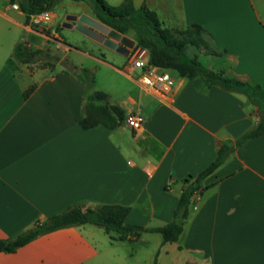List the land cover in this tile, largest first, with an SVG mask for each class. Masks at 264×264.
Masks as SVG:
<instances>
[{
    "label": "crops",
    "instance_id": "crops-1",
    "mask_svg": "<svg viewBox=\"0 0 264 264\" xmlns=\"http://www.w3.org/2000/svg\"><path fill=\"white\" fill-rule=\"evenodd\" d=\"M105 1L117 7L125 0ZM130 1L172 31L200 26L213 51L199 54L206 68L264 89V0ZM26 2L0 0V239H16L75 205L130 207L127 223L146 228L171 223L183 180L255 129L258 108L243 93L212 86L203 76L184 79L175 70H165L174 80L169 94L146 90L127 56L94 42L93 53L79 50L56 31L73 12L53 10L49 25L36 29L20 9ZM20 44L31 52L74 50L87 62L72 63L73 70L62 69L63 59L53 69H29L14 58ZM102 48L117 57L108 60ZM96 92L126 119L140 114L142 132L135 135L126 120L114 131L82 129ZM203 188L177 242L164 244L157 233L113 241L103 229L84 225L0 253V264H264V135L235 148ZM125 243L142 244L147 257L135 248L122 251Z\"/></svg>",
    "mask_w": 264,
    "mask_h": 264
},
{
    "label": "trees",
    "instance_id": "trees-1",
    "mask_svg": "<svg viewBox=\"0 0 264 264\" xmlns=\"http://www.w3.org/2000/svg\"><path fill=\"white\" fill-rule=\"evenodd\" d=\"M62 1L64 0H27L26 3L20 4V9L26 15L27 23L30 24L34 17L45 12H52L55 6ZM70 1L90 4L101 23L121 34L125 35L134 30L137 33L136 45L149 52L150 66L163 70H175L187 80L203 76L212 86L243 93L258 108L262 118L257 127L239 138L235 145H223L218 151L216 160L201 174L189 176L183 180L184 187L171 223L158 228H146L127 223L131 212L130 207L101 205L88 208L84 205H75L16 239H0V253H16L41 236L84 225L103 229L113 241H136L146 233H157L162 236L164 244L177 242L184 231L191 200L197 192L204 190V181L229 159L235 148L264 135V89L258 85L227 78L223 71L210 70L199 61L198 57H190L187 54V48L197 43L200 32L203 31L200 26L194 25L185 31H172L164 27L157 15L146 6L137 10L130 0H125L121 6L117 7L109 5L105 0ZM14 58L20 63L31 64L40 60H52L55 57L45 50L31 52L24 44H20L14 52ZM59 61L58 58L57 62ZM80 72L91 83L95 82L89 70L80 69ZM32 90H29L25 97H28ZM107 98V95L101 92H96L89 97L85 107V118L80 123L82 129L90 130L105 126L110 131H114L125 122V113L119 107L108 103ZM154 264H158L157 260Z\"/></svg>",
    "mask_w": 264,
    "mask_h": 264
},
{
    "label": "rangeland",
    "instance_id": "rangeland-1",
    "mask_svg": "<svg viewBox=\"0 0 264 264\" xmlns=\"http://www.w3.org/2000/svg\"><path fill=\"white\" fill-rule=\"evenodd\" d=\"M54 10L60 12L61 16H63V14L65 12H73L74 14H72V15H76L78 17H80L81 15H88V16L98 20L93 8L91 7L90 4H88L86 2H73L70 0H64L60 4L56 5ZM61 21L63 23L65 21V17H62ZM31 25L36 29H38L40 27V26L35 25L34 23H31ZM45 27L46 26H44V28ZM43 31L47 36L51 37L52 39L55 38V35L52 34L51 29H44ZM56 31H60L63 34V36H65V39L67 40V42H70L72 45L79 48V50L89 51L91 53L94 52L93 50L95 48V44H93V42L94 43H97V42L89 39L88 37H85L84 35L80 34L76 30H68V29H64V28L60 27V28H57ZM124 36L136 41L137 33L134 30H131L127 34H125ZM102 47H103V45H102ZM45 51H48L49 53L54 55L55 58L52 60L36 61L34 63L28 64L27 67L29 69H35V68L53 69L59 63V62H57V59L59 58V59H63V61H62V69L63 70H73L72 63L77 64V65H81V64H86V62H87L86 57L82 56V54H80L74 50L70 51L67 54H63L61 52V50L58 48H48V49H45ZM102 52L105 54V56L108 60H113L112 57H117L112 52L105 50L103 48H102ZM202 52L203 53L206 52L209 54L213 53V51L209 45V42L206 38V35L203 31L200 32L199 39H198L197 43L195 45H189L187 48V54L190 57H195V56L199 57V54H201ZM118 59L123 61L124 63L127 62L126 59L124 60V59L119 58V57H118ZM120 66L122 67V65H120ZM25 80H28V78H25ZM150 244L152 246L151 249H154V243L150 242ZM135 245L133 243H125V244H120L119 247H122L124 249L122 251H124V252H127L128 249L130 251V250H133L135 248V251L137 252V254L146 258L147 253H146L145 248L142 246V244H138L139 246L138 245L135 246Z\"/></svg>",
    "mask_w": 264,
    "mask_h": 264
},
{
    "label": "built area",
    "instance_id": "built-area-1",
    "mask_svg": "<svg viewBox=\"0 0 264 264\" xmlns=\"http://www.w3.org/2000/svg\"><path fill=\"white\" fill-rule=\"evenodd\" d=\"M50 12L42 13L33 18V23L37 26H46L51 22ZM129 68L131 72L139 71V83L146 89L155 91L159 94L166 95L171 92L174 80L171 73L160 68H155L149 64V52L142 47H135L130 51ZM127 126L139 135L144 128V118L140 114H131L126 119ZM37 224L36 227H40Z\"/></svg>",
    "mask_w": 264,
    "mask_h": 264
},
{
    "label": "water",
    "instance_id": "water-1",
    "mask_svg": "<svg viewBox=\"0 0 264 264\" xmlns=\"http://www.w3.org/2000/svg\"><path fill=\"white\" fill-rule=\"evenodd\" d=\"M62 28L76 30L85 37L127 57L136 45V41L88 15H81L80 17L67 15L62 23Z\"/></svg>",
    "mask_w": 264,
    "mask_h": 264
}]
</instances>
